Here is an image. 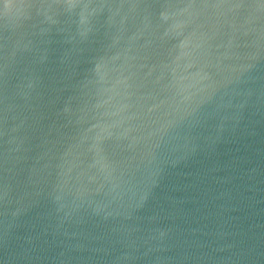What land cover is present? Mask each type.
Segmentation results:
<instances>
[{"label": "water", "instance_id": "obj_1", "mask_svg": "<svg viewBox=\"0 0 264 264\" xmlns=\"http://www.w3.org/2000/svg\"><path fill=\"white\" fill-rule=\"evenodd\" d=\"M14 2L28 5L38 0ZM141 2L158 10L168 0ZM260 2L243 0L245 4ZM2 4L0 0V197L6 180L10 191L0 198V264H264V41L251 61L247 82L241 86L251 95L239 120L229 122L230 130L211 146L166 167L131 220L85 216L58 227L46 193L57 179L55 165L75 134L63 109L70 98L75 107L78 93L74 85L84 78L91 60L110 42L115 29L109 27L105 13L93 21L88 41L74 46L67 32L76 31L78 17L62 16L60 26H53L43 36L33 35L36 21L24 20L13 28L2 14ZM126 29L124 39L137 56L132 64L141 85L138 94L146 95L160 74V65L180 55L183 37L164 41L157 34L134 37L131 21ZM253 39L241 36L237 41L240 47L230 50L227 36L221 35L214 42L219 47L210 55L255 52ZM16 40H31V50L18 51L9 58ZM41 54L46 57L42 64L37 63ZM30 72L41 78L38 94L27 102L17 96L12 101L15 112L6 116L5 97H10ZM231 113L227 110L222 115ZM216 123V119L207 121L202 133L209 134L208 129ZM13 137L18 150L9 154ZM34 173L39 179L35 185L30 183ZM22 197L27 210L10 224L9 213ZM124 229L135 231L122 235ZM153 229L167 232L162 244L150 238Z\"/></svg>", "mask_w": 264, "mask_h": 264}, {"label": "clouds", "instance_id": "obj_2", "mask_svg": "<svg viewBox=\"0 0 264 264\" xmlns=\"http://www.w3.org/2000/svg\"><path fill=\"white\" fill-rule=\"evenodd\" d=\"M105 13L109 27L115 31L91 60L92 67L84 78L74 85L78 93L75 107L70 98L63 109L75 134L55 165L57 179L46 193L58 217V227L85 216L131 220L166 167L211 146L230 130L229 122L239 120L251 95L241 86L247 82L251 61L264 41V24H260L264 0L257 4H245L243 0H168L158 10L141 0H38L28 5L3 0L2 4V14L13 28L34 19L37 31L33 35L43 36L53 26H60L62 16L78 17L76 31L67 32L74 46L88 41L94 31L93 21ZM129 21L135 27L134 37L144 33L157 34L160 41L183 37L180 55L160 65V74L146 95L138 94L141 85L132 64L137 56L124 39ZM221 35L227 36L230 50L240 47L237 41L241 36H252L257 51L210 55L219 47L214 42ZM31 47V40H16L9 58ZM45 59L41 54L37 63ZM40 83V76L30 72L22 85L5 97V115L15 112L12 101L17 96L27 102L38 94ZM227 110L232 113L222 115ZM212 119L217 123L204 135L203 126ZM9 145V154L18 150L14 137ZM30 183H39L38 174L30 177ZM9 191L6 180L3 197ZM23 199L15 201L16 207L9 213L10 224L27 210L28 205L21 203ZM131 231L135 229H124L121 234L129 235ZM166 236V231L153 229L150 238L162 244Z\"/></svg>", "mask_w": 264, "mask_h": 264}]
</instances>
